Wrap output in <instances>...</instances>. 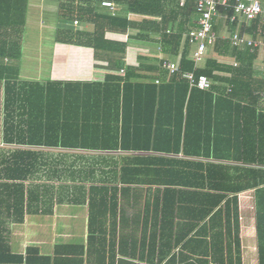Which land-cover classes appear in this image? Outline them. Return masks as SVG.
Instances as JSON below:
<instances>
[{
	"label": "crops",
	"instance_id": "1",
	"mask_svg": "<svg viewBox=\"0 0 264 264\" xmlns=\"http://www.w3.org/2000/svg\"><path fill=\"white\" fill-rule=\"evenodd\" d=\"M28 4L22 33L20 79L41 83L104 81L105 76L111 73L107 68L108 61L96 60L91 48L57 41L58 1L29 0ZM262 6L264 9V0ZM48 18L53 25L50 29L45 27ZM221 19L215 17L217 40L207 47L198 63L192 58L195 46L185 45L184 36L177 54L146 42L129 43L125 64L139 65L138 58L142 55L158 57L157 72L141 70L139 73L156 77L154 82L159 84L165 76L172 74L162 68L161 58L179 65L185 46L189 59L199 68L206 66L208 60L237 67L240 65L239 52L249 50L255 53L251 62L253 76L264 87V47L253 50L245 45L236 47L229 39L235 30L255 38L257 35L248 30L251 27L229 23L231 32L222 35L218 30ZM87 29L92 27L87 26ZM0 34L13 35L14 30L2 29ZM42 36L50 40L45 51H42L40 42ZM34 37L39 38L35 41ZM114 37L126 39L125 36ZM141 44L146 47L145 53ZM133 51L135 56L131 59ZM4 61L8 63L7 59ZM121 70L124 69L118 71L119 75L125 72ZM217 73L221 77L231 74L222 70ZM212 86L226 93L232 89L224 78L216 83L212 81ZM249 95L240 101L241 104L256 109L260 116L257 118L256 114L247 112L245 117L239 118V124L244 125L239 128L238 113H233L236 125L232 126V133L226 139L225 127L220 124L226 113L216 109L218 124L214 136L206 141V145L201 144L206 148L202 156L155 151L35 148L49 152L59 168L64 164L70 165L71 176L77 177L82 173L85 176L82 179L87 182H72V177L67 175L62 181H51L53 187L31 188L29 200L17 212L1 208L0 264H264V252H260L264 243V89L251 91ZM71 112L72 109L69 110ZM76 112L80 116L82 110ZM88 112L92 113V110L86 108ZM84 128L93 131L88 124ZM90 138L86 134L82 143L92 144ZM9 147V144L0 143V149ZM207 153L210 155H205ZM147 156L194 161L204 166L203 169L202 166L193 168L195 171L190 175L199 178L202 175L201 186L177 188L183 196L180 206L171 211L172 218L165 221L171 223L167 225L170 235L165 243L174 242L178 246L163 257L148 250L149 245L160 242L161 233L158 231L160 218L152 197L155 186L130 185L127 189L125 184L111 178L114 162L120 167ZM36 179L38 183L47 181L43 173H38ZM108 179L111 182H106ZM62 183L67 186L61 187ZM147 196L151 201L149 206L145 201Z\"/></svg>",
	"mask_w": 264,
	"mask_h": 264
},
{
	"label": "trees",
	"instance_id": "2",
	"mask_svg": "<svg viewBox=\"0 0 264 264\" xmlns=\"http://www.w3.org/2000/svg\"><path fill=\"white\" fill-rule=\"evenodd\" d=\"M28 1L0 0V31L14 30L13 35L0 34V143L10 145L0 149V212L1 208L17 212L29 200L31 188L53 187L51 181H62L72 175L70 165L59 168L49 152L35 149L40 146L202 156L206 148L201 144L206 145L214 136L218 124L216 109L226 113L220 123L225 127L226 139L237 119L241 128L244 126L239 124L241 116L245 117L247 112L256 114V109L240 102L250 96L249 92L264 89L263 83L253 76L251 62L255 53L249 50L239 52L240 65L237 67L208 60L206 66L199 68L189 59L185 46L177 71L165 76L159 84L154 82L156 77L139 73L141 70L157 72L158 57L142 55L138 58L139 65L126 66L124 59L129 43L159 45L171 54H177L184 36L185 45L189 44L186 34L196 25L197 19L193 0H188L184 6H179L177 0H107L113 3V9L102 5L105 0H57V41L91 48L96 59L109 63L107 68L111 73L104 81L91 83H41L20 79ZM220 11L232 13L231 8L222 7ZM75 20L81 26H74ZM87 25L92 29H87ZM256 26L257 20L248 30L255 31ZM116 35L126 39H118ZM120 69H124L123 75H119ZM220 70L231 74L221 77L217 73ZM186 71H193L196 76L204 74L214 83L224 78L227 85L232 86L231 92L215 86L207 90L191 86L183 77ZM86 108L92 113H86ZM77 110H82L80 116L74 113ZM236 112L238 118L233 120L232 114ZM87 124L92 132L84 128ZM86 134L91 136L90 145L82 143ZM136 161L120 167L114 162L111 178L125 184L127 189L130 185L155 186L152 197L161 233L160 242L149 245L148 250L163 257L178 246L174 242L165 243L170 235L167 225L171 224L165 221L172 218L171 211L180 206L183 196L177 188L201 186L202 175L201 178L190 175L195 171L193 168L202 166L203 169L204 166L164 157L147 156ZM38 173H43L47 181L38 183ZM71 177L75 183L87 182L82 179L85 178L82 173ZM148 199L149 196L145 200L147 206L151 202ZM262 247L260 252H264Z\"/></svg>",
	"mask_w": 264,
	"mask_h": 264
},
{
	"label": "built area",
	"instance_id": "3",
	"mask_svg": "<svg viewBox=\"0 0 264 264\" xmlns=\"http://www.w3.org/2000/svg\"><path fill=\"white\" fill-rule=\"evenodd\" d=\"M188 0H177L179 6H184ZM197 14L196 25L193 26L186 37L188 42L195 46L193 52V60L195 63L203 59L204 53L208 46L213 45L217 40V35L214 30L215 17L224 18L229 24L245 25L251 27L257 20V26L253 33L257 35L255 38L252 35H247L239 30H235L230 35L229 39L233 46H247L251 50L264 47V9L262 0H193ZM102 5L113 9L111 1H102ZM231 8L232 13H222L221 8ZM77 22V21H76ZM162 48L161 46L159 49ZM161 66L168 72L177 71L178 64L172 60L161 58ZM123 72V70H121ZM264 75V68L262 70ZM183 77L189 80L191 86H196L199 89H210L212 81L204 74L196 76L193 71H186Z\"/></svg>",
	"mask_w": 264,
	"mask_h": 264
},
{
	"label": "rangeland",
	"instance_id": "4",
	"mask_svg": "<svg viewBox=\"0 0 264 264\" xmlns=\"http://www.w3.org/2000/svg\"><path fill=\"white\" fill-rule=\"evenodd\" d=\"M222 18V17H221ZM52 19V18H51ZM53 20V19H52ZM45 22H47V24H45V27L47 28V29H50L51 27H53V25H52V22H51V20H50V18H48ZM73 24H74V26L76 25V26H81V23L80 22H76V20L75 21H73ZM88 26V25H87ZM218 30H219V32H220V34H222V35H228L230 32H231V26L228 24V22L225 20V19H221V21H219V24H218ZM37 36H38V34H37ZM35 38V41H37L38 40V38L39 37H34ZM34 38H31L32 40L34 39ZM41 39H42V41H40L41 42V46L43 47V49H42V51H45V47L46 46H48V45H50V40H49V38L47 37H41ZM34 41V40H33ZM34 41V42H35ZM43 42V43H42ZM43 44V45H42ZM142 46H143V44H141ZM159 46V45H158ZM135 48V47H134ZM143 49H144V53L146 52L145 50H146V47H145V45L143 46ZM130 51H132V50H130ZM137 52H139V51H137ZM147 52H149V51H147ZM134 56H135V52L133 51L132 52V57H131V59H134ZM149 56H151V54L149 55ZM96 60H98V59H96ZM124 71V70H123Z\"/></svg>",
	"mask_w": 264,
	"mask_h": 264
}]
</instances>
